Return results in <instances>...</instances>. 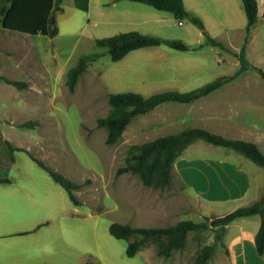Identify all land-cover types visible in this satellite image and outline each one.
I'll use <instances>...</instances> for the list:
<instances>
[{
    "label": "rangeland",
    "instance_id": "374dc122",
    "mask_svg": "<svg viewBox=\"0 0 264 264\" xmlns=\"http://www.w3.org/2000/svg\"><path fill=\"white\" fill-rule=\"evenodd\" d=\"M76 1L63 0L65 12L59 16L55 37L4 29L0 18V179L12 180L0 183V230L30 232L15 239L30 264H197L198 255L208 245H214V251L205 264H233L232 235L243 236L248 264H261L251 241L258 216L240 221L241 227L231 223L192 231L186 245L168 257L158 253L157 243L149 242L129 258L127 247L135 238L116 239L109 227L119 222L162 228L232 212V203H228L205 208L204 214L203 206L186 190L176 163L171 184L165 187L146 186L137 174L118 170L126 165L131 146L186 128L200 127L246 141L264 139V78L254 69L264 71V19L259 18L245 43L241 24L246 15L241 1L232 13V30L225 33L229 28L226 8L206 0L210 3L204 6L207 23L200 17L210 33L221 31L218 39L228 51L205 45L184 52V64H179L140 49L114 62L96 40L137 27L130 22L146 19L137 32L181 39L190 45L203 40L202 31L187 20L179 25L172 14L143 3L102 0L104 5L97 10L94 1L88 16ZM91 53L101 55L88 63L71 92L68 71L81 56ZM242 63L247 70L203 97L195 109L164 103L136 116L115 144L106 143L107 130L97 120L109 114L110 94L135 92L148 97L167 90L189 92L234 74ZM8 81L26 85L17 87ZM195 144L218 148L202 140ZM260 149L264 153V144ZM30 155L80 184L74 194L81 205L75 206L67 191ZM257 167L264 174V168Z\"/></svg>",
    "mask_w": 264,
    "mask_h": 264
},
{
    "label": "trees",
    "instance_id": "16d2710c",
    "mask_svg": "<svg viewBox=\"0 0 264 264\" xmlns=\"http://www.w3.org/2000/svg\"><path fill=\"white\" fill-rule=\"evenodd\" d=\"M143 3L158 11L172 14L179 21L187 20L202 31L205 42L199 46H191L181 39L165 38L159 35L140 33L137 31L122 32L112 37L97 39V45L107 48V53L112 61H120L131 52L148 47L166 46L171 49L188 52L202 49L205 45L227 50L225 43L212 36L206 29L204 21L193 12H189L183 0H130ZM247 19L245 30V43L248 41L252 28L259 20L257 0H241ZM63 0H0V18L4 29L25 33L29 35H42L55 37L59 34L58 15L64 12ZM243 50L245 47L242 48ZM101 54L91 53L81 56L77 64L67 74V85L71 92L74 91L78 80L86 71L88 63L97 60ZM241 57L240 55H238ZM248 67L243 63L240 68L230 76H220L202 87L189 92L167 90L156 92L148 97L135 92H121L110 94L109 104L111 110L104 118H98L99 127L107 130L106 143L115 144L122 137L127 126L139 115L147 114L159 105L174 102L188 104L206 97L223 85L238 78ZM264 78L261 68H254ZM17 87L26 84L20 81H8ZM202 140L206 143L233 150L250 159L259 167L264 168V153L260 147L251 141L227 138L200 127L186 128L180 132L161 136L152 141L131 146L126 158V165L118 173L130 172L137 174L146 186L165 187L171 184L174 163L191 144ZM10 145V144H9ZM11 151H13L11 149ZM25 151V150H23ZM26 152V151H25ZM29 154V153H28ZM48 175L67 191L70 201L75 206L81 203L74 190L80 184L73 182L58 171L54 170L42 160L30 155ZM9 178L0 179V183H11ZM258 215L260 226L255 236V247L258 255H264V189L261 197L252 204L235 209L234 211L213 219L205 218L202 222L182 220L174 225L162 228L132 227L119 222L112 223L109 227L110 234L120 240H130L127 247V256L133 258L147 243L155 242L158 253L170 256L175 249L186 245L188 234L192 231L206 229L209 226H228L239 218ZM22 232L20 234H28ZM214 251V245L206 246L197 257V264H205ZM86 264H90L87 262Z\"/></svg>",
    "mask_w": 264,
    "mask_h": 264
},
{
    "label": "crops",
    "instance_id": "0c3cea01",
    "mask_svg": "<svg viewBox=\"0 0 264 264\" xmlns=\"http://www.w3.org/2000/svg\"><path fill=\"white\" fill-rule=\"evenodd\" d=\"M94 1H95V9L100 10V6L104 5L102 0H77L76 2L78 8H80L81 5L85 7L86 13L89 16L91 10V4ZM183 1L185 8L189 12H193L198 16H202L207 23L206 18L209 16L207 13H205L206 9L204 8V6L210 5V3H208L206 0H183ZM209 1L219 6L220 4L224 5L227 14L225 18V22L227 24L226 26H229V28L224 30L223 32L226 33L229 30H232V13L236 8L239 9L240 7L238 4L239 0H209ZM257 2H258L259 18L261 17L262 19H264V9H263L264 0H257ZM68 3H73V0H68ZM113 5L115 6L116 3L114 2ZM64 12H65V7H64ZM128 12L133 13L134 10L129 9ZM141 12H143L142 15L144 14L150 15V13H148L147 11H141ZM121 14L126 16L129 15L126 14L124 11ZM60 15L61 14L58 15V22L61 20V18H59ZM139 16L140 15H138V17ZM127 19L130 20L131 17L129 16L127 17ZM161 21H166V20L163 18ZM147 22L148 21L145 19L143 22H139L137 20L130 23L133 24L132 26L140 27L141 24H146ZM245 22L243 20L241 24V27L244 28V30H246L247 19ZM182 24H183L182 21H179V25ZM137 27L130 29V31H136ZM220 32L213 31L209 33L212 36L219 38L221 36ZM200 37H202L203 40L200 43H198V45L191 44V46H199L204 44L205 42L204 35L201 34ZM167 48L169 47L155 46V47H148L142 49H145L146 52L152 55L162 56L168 59L169 61L172 60L174 61V63L178 62L179 64L182 63L184 64L183 58L186 57L183 55L184 52L176 51V53L174 52L175 54H172V52H169ZM181 67L186 70L188 66L185 67L181 66ZM204 99L206 98H201L195 102L182 104V105L186 106L189 110L195 109L196 103L200 102L201 100L204 101ZM251 142H254L260 147H262V145L264 144L263 143L264 139L260 141H258V139H252ZM193 147H196V150ZM216 147L218 148H211L210 146H206V145L198 147L197 144L193 143L181 153V155L178 157V159L175 162L176 171H178V173L180 174V178L182 179V182L184 183L186 190L196 198L198 205L203 206L204 214H207L205 208L207 209L214 206H222L228 203H232V211L240 207L248 206L261 197L264 189V181H263L264 174L263 172H261V170H259V168L257 167L258 165L256 166V164L252 162L250 159L246 157L244 158L243 155L233 150L231 152L230 149L224 150L226 148L220 146H216ZM217 216H221V215H217ZM254 216H258V215H254ZM249 218L250 217L239 218L232 222V226L237 225L241 227V225L239 224L240 221ZM259 226H260V217L258 216V222H256V226H254L255 229L251 234L252 236L251 241L252 244L254 245V246L252 245L253 248L255 247L254 241ZM22 232L23 231L21 230L19 231L0 230V264H30L25 260L26 258L20 254V251L16 247L19 245L17 244L19 242H15V239L16 241H18V239H20L22 235L23 236L26 235V234H20ZM229 248H230L231 263L248 264V258L245 252L243 236L241 237L238 236L235 238L234 235H232V243H231V247L229 246ZM254 249L255 251L253 250V252L255 253L256 247ZM258 257L260 258L261 264H264V255L262 256L258 255Z\"/></svg>",
    "mask_w": 264,
    "mask_h": 264
}]
</instances>
